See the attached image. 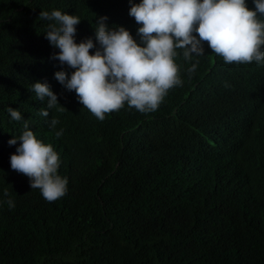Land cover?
Segmentation results:
<instances>
[{
	"label": "trees",
	"instance_id": "1",
	"mask_svg": "<svg viewBox=\"0 0 264 264\" xmlns=\"http://www.w3.org/2000/svg\"><path fill=\"white\" fill-rule=\"evenodd\" d=\"M130 7L129 0H0V264H264V65L227 64L208 52L185 60L177 49L182 86L155 112L125 104L103 121L55 79L74 70L51 58L60 50L45 38L50 22L41 11L78 16L77 44L96 43L105 16L109 29L122 26L140 44ZM36 82L67 110L39 115L47 101L29 90ZM9 107L23 120H12ZM24 121L68 176L56 203H44L11 169L20 142L8 141Z\"/></svg>",
	"mask_w": 264,
	"mask_h": 264
},
{
	"label": "clouds",
	"instance_id": "2",
	"mask_svg": "<svg viewBox=\"0 0 264 264\" xmlns=\"http://www.w3.org/2000/svg\"><path fill=\"white\" fill-rule=\"evenodd\" d=\"M129 3V15L142 25L137 30L140 44L122 26L109 29L106 16L95 25L96 43L88 38L77 44L76 26L81 22L78 16L60 10L41 11L39 15L50 22L45 38L60 50L51 58L74 70L71 74L57 71L55 79L66 90L75 91L83 107L101 121L106 113L119 111L125 104L144 114L155 112L168 91L183 84L174 61L177 49L182 50L185 60L208 52L217 61V56L222 57L227 64L255 65L258 69L264 65V0ZM39 28L40 24L36 25V36ZM31 37L35 40L32 34ZM94 48V54H90ZM196 67L193 64L187 70L190 76ZM29 90L39 101H47L39 111L42 117H49V109L67 110L47 83L36 82ZM7 111L12 120H23L17 109L9 107ZM58 123L51 119L49 127L55 129ZM23 127L21 135L8 141L10 146L20 142L16 153L10 156L11 169L29 178L30 187L40 190L44 203H56L66 194L68 184V176L58 174L60 157L51 144L37 139L27 121ZM55 135L62 136L63 129ZM4 195L8 196L7 191ZM6 202L10 209L15 207L11 199Z\"/></svg>",
	"mask_w": 264,
	"mask_h": 264
},
{
	"label": "bare ground",
	"instance_id": "3",
	"mask_svg": "<svg viewBox=\"0 0 264 264\" xmlns=\"http://www.w3.org/2000/svg\"><path fill=\"white\" fill-rule=\"evenodd\" d=\"M221 71H222V70H221ZM222 72H223V71H222ZM222 72H221V73H222ZM165 160H166V158H165Z\"/></svg>",
	"mask_w": 264,
	"mask_h": 264
}]
</instances>
